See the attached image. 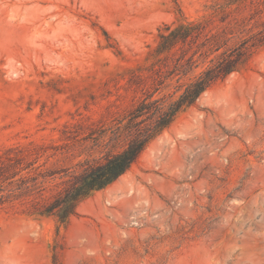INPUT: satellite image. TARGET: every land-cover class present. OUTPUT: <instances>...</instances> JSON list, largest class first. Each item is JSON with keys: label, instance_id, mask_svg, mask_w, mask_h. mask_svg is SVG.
I'll list each match as a JSON object with an SVG mask.
<instances>
[{"label": "rangeland", "instance_id": "obj_1", "mask_svg": "<svg viewBox=\"0 0 264 264\" xmlns=\"http://www.w3.org/2000/svg\"><path fill=\"white\" fill-rule=\"evenodd\" d=\"M227 1L0 0V151L68 146L55 168L102 158L109 147L91 131L142 95L128 80L148 65L159 28L207 20L221 31L245 19L254 33L264 23V0ZM0 264H264V47L65 227L1 210Z\"/></svg>", "mask_w": 264, "mask_h": 264}, {"label": "trees", "instance_id": "obj_2", "mask_svg": "<svg viewBox=\"0 0 264 264\" xmlns=\"http://www.w3.org/2000/svg\"><path fill=\"white\" fill-rule=\"evenodd\" d=\"M230 24L221 31L207 29V20L158 29L156 45L145 58L148 65L138 66L128 80L129 87L140 89L142 95L109 126L91 131L95 145L109 147L94 163L83 159L50 167V159L58 150L68 153V146L50 153L48 147L30 142L0 151V211L16 205L26 215L51 217L57 228L65 227L83 200L117 181L180 113L238 71L253 49L264 47V23L254 33L245 28V19ZM236 33L246 34L231 44ZM143 71L149 74L144 76Z\"/></svg>", "mask_w": 264, "mask_h": 264}]
</instances>
